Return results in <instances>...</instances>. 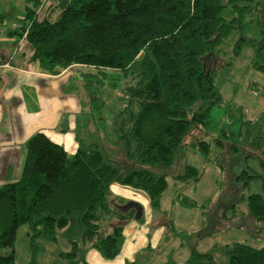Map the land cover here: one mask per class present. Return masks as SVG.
<instances>
[{
	"label": "trees",
	"instance_id": "1",
	"mask_svg": "<svg viewBox=\"0 0 264 264\" xmlns=\"http://www.w3.org/2000/svg\"><path fill=\"white\" fill-rule=\"evenodd\" d=\"M239 1L243 0H58L54 18H39L42 0H27L20 28L13 33L29 47V62L50 74L73 65L94 71H77L83 77L89 109L84 134L80 127L76 131L75 150L68 153L36 131L25 142L20 177L0 185V264H14V242L21 225H27L33 250L30 264L36 239L55 240L59 229L73 244L70 252L63 253L73 264L79 243L106 258L119 252L124 223L136 208L112 206L111 184L141 189L151 205L158 206L185 139L194 126L208 125L210 109L221 102L214 69L207 61L234 29L235 21L225 20L223 9L228 6L238 16L233 18H240L256 8L264 18L259 2L251 6ZM3 17L0 14V21ZM242 42L248 40L237 43L236 53ZM252 63L264 71L260 48ZM107 88L116 90V95ZM228 135L213 141L221 156L226 148L229 182L239 191L228 195L230 207H224L223 201L214 207L221 208L219 217L211 211L213 227L230 219L227 211L235 216L236 205L244 199L241 188L256 179L260 191L248 194L246 204L256 231L261 232L264 108L255 120L244 122L238 139L230 141ZM189 145L208 157L209 141L194 138ZM250 159L256 162L254 167ZM219 162L225 171V164ZM174 177L197 180L199 170L186 164ZM184 264H264V246L235 242L215 252L192 248Z\"/></svg>",
	"mask_w": 264,
	"mask_h": 264
},
{
	"label": "rangeland",
	"instance_id": "2",
	"mask_svg": "<svg viewBox=\"0 0 264 264\" xmlns=\"http://www.w3.org/2000/svg\"><path fill=\"white\" fill-rule=\"evenodd\" d=\"M256 1L259 2L258 9L264 10V0H243L239 4L251 3L252 6ZM57 2L42 0L37 10L38 17L54 18L58 11ZM26 5L27 0H0V14L4 15L0 21V42L4 39L8 42H11L9 39L19 40V35L13 32L20 28ZM258 12L253 8L240 18H233L237 16L235 12L228 6L223 9L224 19L235 21L234 29L211 52L213 59L207 61L208 66L214 69V82L221 94V102L210 109L208 125L194 126L185 139V149L180 151L172 165L167 177L168 185L161 193L158 206L151 205L143 190L113 182L109 203L123 207L136 205L135 214L124 223L120 250L113 258H106L98 250L79 243L81 250L77 252L76 264H184L192 248L200 252H215L235 242L264 246V229L256 231L257 223L248 214L246 204L248 194L260 191L258 180H253L248 188H241L244 199L236 205L233 218V213L227 211L230 219L215 227L211 218L212 210L220 216L221 208L214 209L216 205L223 201L226 202L224 207H230L228 195L231 191H237V194L239 191L229 182L227 163L230 156L226 148L221 156L213 140L223 139L228 133L229 140L235 141L244 122L255 120L264 108V71L257 70L252 63L258 48L264 53V18ZM242 38L248 42H242L236 53L237 43ZM23 43L19 47H25ZM11 51L10 43H0V54ZM88 71L93 72L94 69ZM107 89L111 93L116 92ZM82 92L79 94L81 100L86 96L85 93L83 97ZM115 92L112 95H116ZM200 137L210 143L208 157L197 146L189 145L194 138ZM219 161L225 164L226 173ZM248 163L252 167L256 165L253 159ZM186 164L197 167V180L174 177ZM237 194L235 198H238ZM35 244L32 264H73L63 256L73 248L64 229L57 231L55 240L41 237ZM32 251L27 225H21L14 242V264H30Z\"/></svg>",
	"mask_w": 264,
	"mask_h": 264
},
{
	"label": "crops",
	"instance_id": "3",
	"mask_svg": "<svg viewBox=\"0 0 264 264\" xmlns=\"http://www.w3.org/2000/svg\"><path fill=\"white\" fill-rule=\"evenodd\" d=\"M9 40L0 42L10 43L12 50L0 54V185L20 177L25 142L36 131L72 153L77 129L84 134L89 106L78 72L91 68L73 65L58 74L44 72L29 62L31 51L23 37ZM22 43L25 47H19Z\"/></svg>",
	"mask_w": 264,
	"mask_h": 264
},
{
	"label": "water",
	"instance_id": "4",
	"mask_svg": "<svg viewBox=\"0 0 264 264\" xmlns=\"http://www.w3.org/2000/svg\"><path fill=\"white\" fill-rule=\"evenodd\" d=\"M131 206V205H130ZM130 206H126V207H130ZM134 207H136V205H133Z\"/></svg>",
	"mask_w": 264,
	"mask_h": 264
}]
</instances>
